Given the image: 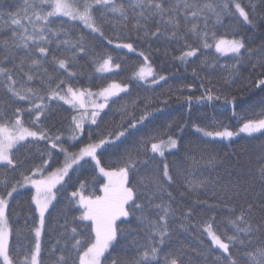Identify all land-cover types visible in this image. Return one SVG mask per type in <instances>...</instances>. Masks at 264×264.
<instances>
[{
  "label": "trees",
  "instance_id": "16d2710c",
  "mask_svg": "<svg viewBox=\"0 0 264 264\" xmlns=\"http://www.w3.org/2000/svg\"><path fill=\"white\" fill-rule=\"evenodd\" d=\"M116 2L127 4L128 0H116ZM209 2L216 3L219 0H209ZM240 2L253 16L254 27L245 25L238 13L235 16H225L222 25L216 24L214 17L207 21L210 43L214 44L211 34L215 32L217 39H243L247 49L257 53L249 58L245 52L243 62L236 65L238 72L231 67L235 64L231 54L220 55L213 48H203L201 42L191 33H186L185 39L169 38L172 31L171 26L164 22L157 25L155 20L147 23L146 30L149 34L145 36L144 31H141L139 37L136 29L132 27V22H129L126 28L121 26L114 28L112 22L101 21L104 30L103 37L90 33L89 29L84 28L77 21L70 22L75 27L68 28L67 35L61 32L60 40L75 41L81 34H87L85 36L86 50L77 51L75 59L68 66L69 71L75 72V76L72 77H69L67 72L59 69L58 65L53 62V57H71V51L66 50L63 44L57 47L56 37H53V43L48 45L50 51L47 57L41 58L38 52L35 53L37 58L42 59L43 67L48 69L56 82L58 79H65L74 87L91 90L101 89L112 82L129 86L127 92H121L118 98H112L116 102H110L109 106L101 112L98 117V127L85 124V131L78 141L68 139L69 126L72 125V116L75 112L63 101H45L50 107L46 115L41 118L43 126L51 136L61 135L64 146L70 151L78 152L79 148L87 143L96 142L102 136H107L109 133L115 134L127 128L129 123L140 121V117L146 112L149 113L148 119L143 123H137L136 129H129L133 135L127 138L122 137L123 142L120 143L119 149L99 150L102 166L106 169L115 167L125 151H132L135 154L141 141L149 137L155 136L159 141L161 138L166 140L168 135H175L178 139L179 149L172 150L171 153L166 151L164 157L153 154L150 151V144L148 151L141 150L139 171L134 176L135 180L156 178L162 175L164 163H167L175 179L174 183L166 186L167 191L172 194L171 198L165 194L163 201L156 200V203L170 205L173 210L168 217L169 235L162 245H156L160 249L159 264H164V255L177 249H184L185 259H190L192 264H204V257L198 256L197 251L206 252L211 241L203 232V225L212 224L214 230L221 236L231 235L234 231L230 223V220L234 219L231 209L239 215L242 210L247 209L249 203H252L255 207L249 219L254 224L264 220V209L261 208L264 195H262L259 180L255 178L258 175L257 162L264 155V136L256 133L252 137L242 135L229 140H220L204 137L196 131L197 126L209 131H222L225 127L228 130H235L242 125L241 117L251 118L260 111L259 105L261 99H264V93L256 88L255 83L258 79H264V67H261L258 62V50L264 48V4H261L260 0H240ZM253 4L256 5L255 12L252 11ZM22 6L23 0H0V40L11 37L10 31L2 28L7 14L16 12ZM95 15L100 19L99 13ZM129 15L131 16V13ZM108 16L111 17L112 14L108 13ZM180 19L181 31L184 32L183 17ZM196 23L203 29L205 20L201 17ZM158 26L160 33L157 36L151 35ZM10 27L12 26L9 24ZM109 40L112 43H108ZM120 42L133 43L135 51L129 52L127 49L116 48L115 44ZM186 45L198 47L199 51L195 57L189 58L188 63H181L176 58L187 50ZM15 51L18 53L15 63H19L23 50L16 49ZM141 52L144 53L143 56L138 54ZM107 56H111L113 63L119 64L120 67L110 73H97L94 61L99 57ZM145 56L148 57V63L157 78L162 75L166 77V80L151 84L150 82L141 83L134 78L135 73L144 64ZM0 67L11 68L14 77L22 81L25 86L47 91L46 86L41 83L42 77L46 79L42 70L33 69L34 79L27 81V77L19 72L13 63L4 59L2 50H0ZM25 71H27V64ZM4 83V79L0 78V116L5 110L13 113L17 105L27 109L26 101L10 102L3 87ZM209 90L214 95L219 93L221 98L212 101L196 99L206 97ZM189 95L193 97L191 107L186 99ZM225 96L228 101L235 97V103H227ZM20 116L24 124L29 126L33 117L29 116L27 111L21 113ZM89 129L92 130L91 139ZM48 151L54 154L49 160L50 166L45 168L44 175L62 166L63 153L48 149L45 141L31 144L25 142V146L16 151L17 168L14 172L9 170L10 182L20 180L22 174L31 175L33 169L41 164L40 153ZM153 156L155 159L152 158ZM213 157L215 159L210 164L209 160ZM145 160L146 163H144ZM193 160L199 163L194 164ZM3 169L4 166L0 165V178L5 175ZM71 176L72 179L68 181L65 190L57 196L45 214L47 225L44 234V264H51L48 253L56 245V240L62 231L60 225H63L65 220L72 225L87 223L72 220V217L78 216L79 212L75 206L67 205L70 199L69 193L78 188L81 181H85L87 182L86 194H101L100 187L104 178L100 176L94 163L89 162L88 165L71 173ZM185 177L206 179L210 183L206 187H198L190 191ZM214 183L221 186L228 185L230 188L232 185L236 187L228 193V196H225L218 189L213 188ZM33 191L30 185L18 188L10 199V215L14 227L30 226L33 217L38 220V215L34 212L35 206L31 204ZM3 192L4 189L0 186V193ZM144 198L142 196V199ZM186 213H191V215L186 217ZM145 214L151 219H158L159 209L148 207ZM122 226L125 228L126 235L114 244L109 254H106L108 259L105 264H112L113 260L124 262L136 255L141 245L148 244L147 233L135 218H130V222H125ZM82 230L78 229V231ZM240 237L244 239V233H240ZM12 239L15 241V237ZM156 240H159V237H156ZM251 241L250 248L261 246L264 244V233H254ZM60 246H63L62 243ZM213 251L219 252V249ZM245 251L246 249L237 244L232 254L243 261ZM208 259L211 261L212 257Z\"/></svg>",
  "mask_w": 264,
  "mask_h": 264
},
{
  "label": "snow or ice",
  "instance_id": "6c2138e0",
  "mask_svg": "<svg viewBox=\"0 0 264 264\" xmlns=\"http://www.w3.org/2000/svg\"><path fill=\"white\" fill-rule=\"evenodd\" d=\"M260 3L264 4V0H260ZM255 10L256 5L253 4L252 11L255 12ZM96 13H99L100 19L97 18ZM108 13H111L112 16L109 17ZM237 13L245 25L255 26L253 16L242 6L240 0H219L216 3L209 2V0H128L127 4L117 3L116 0H23L22 8L7 14L2 28L8 29L11 37L0 40V50H2L4 59L13 63L14 67L27 77V81L34 79L33 69L42 70L46 79L42 77L41 83L46 86L47 91L25 86L22 81L14 77L11 68L0 67V78L5 81L3 87L10 102L26 101L28 103L27 109L17 105L13 113L5 110L0 116V165L4 166L5 173L4 177L0 178V186L4 189V192L0 193V264H44V234L47 225L45 214L49 211L52 202L65 190L68 181L72 179L71 173L88 165L89 162L94 163L100 176L104 177L100 187V192L103 195L86 194L87 182L85 181H81L79 187L69 193L70 199H68L67 205L75 206L79 212V215L72 217V220L87 223L72 225L68 220H65V223L60 225L62 231L56 240V245L48 253L51 264H105L108 259L106 254H109V250L114 247V244L126 235L122 225L125 222H130V218H135L144 227L148 244L141 245L137 249L136 255L130 259L124 262L113 260L112 264H153V262L159 264L160 249L156 245H162L165 238L168 237V217L173 212L170 205L156 203L157 199L163 201L165 194L169 198L172 196L166 186L174 183L175 179L167 163H164L162 175L156 178L135 180L134 176L139 171L141 150L148 151L150 144V151L153 154L164 157L166 151L171 153L172 150L179 149L176 136L168 135L166 140L161 138L159 141L155 136L149 137L141 141L135 154L132 151H125L115 167L106 169L102 166L99 150L119 149L120 143L123 142L121 138L133 135L129 129H136L137 123H143L148 119L149 113L146 112L140 117V121L129 123L127 128L115 134L109 133L107 136H102L96 142L87 143L80 147L78 152L70 151L68 147L64 146L61 135L51 136L44 128L41 118L46 115L50 107L45 101H63L76 113L72 116L68 139L78 141L85 131V124L98 127V117L101 112L109 106L110 102H116L112 98H118L121 92H127L129 86L112 82L107 87L93 93L88 88L74 87L65 79H58L56 82L49 74L48 69L43 67L42 59L37 58L35 53L38 52L41 58L47 57L50 51L48 45L52 44V38L56 37L57 47L59 48L63 44L66 50L71 51V57H53V62L58 65L59 69L67 72L69 77H72L75 76V72L69 71L68 66L75 59L77 51L84 52L86 50L85 36L87 35L81 34L75 41L60 40L61 32L67 35V29L75 27L70 23L72 21H79L84 28L90 30V33L100 37L104 36L101 21L112 22L114 28L117 26L126 28L129 22H132V27L136 29L139 37L141 31H144L145 36L149 34L146 30L147 23L155 20L157 25L164 22L171 26L172 31L169 38L185 39V34L191 33L201 42L203 48L210 49L213 47V43L209 42L207 21L214 17L215 23L222 25L225 16H235ZM181 17H183L184 32L181 31ZM201 17L205 20L203 29L196 23ZM56 18L66 19L57 20ZM9 24L12 27L9 28ZM159 33L158 26L151 35L157 36ZM211 39L214 41L217 53L231 54L235 60V64L231 67L237 72L239 69L236 65L243 62L245 52L249 58L257 54L253 50L247 49L243 39H217L215 32L211 34ZM108 43H112V41L109 40ZM115 47L127 49L129 52L135 51L131 42H120ZM186 47L187 50L176 58L181 63H188L189 58L195 57L199 51L198 47L192 45H186ZM16 49L23 50L19 63H15V58L18 55ZM258 51V62L261 67H264V48ZM138 54L144 55L143 52ZM26 64L27 71H25ZM94 64L97 73H110L114 68L120 67L119 64L113 63L111 56L99 57L94 61ZM135 77L141 83L150 82L151 84H158L159 81L166 80V77L162 75L157 78L148 63L147 56L144 57V64L135 73ZM17 84L20 86L17 87ZM255 86L261 93H264V79H258ZM97 98H102L103 102H97ZM220 98L219 93L214 95L209 90L206 97H197L196 99L212 101ZM186 99L191 107L193 97L189 95ZM224 99L227 103H235V97L231 101H228L227 96ZM164 103L167 102L164 101ZM259 107L260 111L251 118L241 117L243 122L239 127V133H244L249 137L255 133L264 136V99H261ZM25 111L33 117L29 126L24 124L20 116ZM88 131L91 139L92 130ZM196 131L204 137L224 140H229L239 134L226 127L222 131H209L197 126ZM39 141L47 142V147L50 150L54 149L58 153H63L62 166L44 175L45 168L50 166L49 160L54 153L52 151L41 152V164L33 169L31 175L22 174L20 180L11 183L8 173L9 170L16 171V151L24 147L25 142L31 144ZM45 156L47 158H44ZM152 158L155 159V156ZM214 159V157L211 158L209 163L211 164ZM193 163L198 164L199 162L193 160ZM256 172L258 175L255 178L259 180L262 195H264V155L257 162ZM185 181L190 191L198 187H206L210 183L206 179H187V177H185ZM29 185L34 190L31 195V204L35 206L34 212L38 215V220L33 217L30 226L14 227L10 215V199L18 188ZM212 186L225 196H228V193L236 187L232 185L230 188L228 185L221 186L217 183ZM142 196L145 198L142 199ZM148 207L159 209L158 219H151L145 214ZM254 207V204L249 203L247 209L242 210L239 215L235 214L234 209L230 210L234 215V219L230 220L234 229L231 235L221 236L214 230L212 224L205 223L203 225V232L207 233V239L211 241L206 252L197 251L198 256L204 257V264H264V244L255 248L249 247L252 243L251 236L254 233H264V220L254 224L249 219ZM261 208L264 209V201L261 202ZM190 215L191 213L185 214L186 217ZM78 229L83 230L78 231ZM89 229L90 231H88ZM240 233H244V239L240 237ZM13 237H15V241H13ZM156 237H159V240H156ZM237 244L246 249L243 261L232 254V250ZM214 249H219V252L213 251ZM185 256L184 249L169 252L164 255V264H192L190 259H185ZM209 257H212L211 261H209Z\"/></svg>",
  "mask_w": 264,
  "mask_h": 264
},
{
  "label": "rangeland",
  "instance_id": "374dc122",
  "mask_svg": "<svg viewBox=\"0 0 264 264\" xmlns=\"http://www.w3.org/2000/svg\"><path fill=\"white\" fill-rule=\"evenodd\" d=\"M77 22H79V21H77ZM224 39H233V38H224ZM116 45V44H115ZM214 50H215V46H214V44H213V47H212ZM216 52V51H215ZM219 54V53H218ZM221 55V54H220ZM229 55V54H228ZM150 65V64H149ZM151 66V65H150ZM116 68H114V70H115ZM153 69V68H152ZM138 71H139V69H138ZM137 71V72H138ZM134 78L136 79V80H138L136 77H135V75H134ZM107 87V86H106ZM90 91H92L93 93H96V92H98L100 89H98V90H91V89H89ZM97 102H103L102 101V98H97ZM91 109H90V107H89V111H90ZM81 111H83V110H81ZM76 114V113H75ZM74 114V115H75ZM231 131H234V132H237V133H239V127L237 128V129H235V130H231ZM256 134V133H255ZM242 135H246V134H244V133H239L238 135H235L234 137H232L231 139H233V138H236V137H238V136H242ZM211 138V137H210ZM215 139H220V138H215ZM220 140H224V139H220ZM95 165V164H94ZM99 173V172H98ZM103 177V176H102ZM104 178V177H103ZM100 195H103V193H101ZM207 234V233H206Z\"/></svg>",
  "mask_w": 264,
  "mask_h": 264
}]
</instances>
